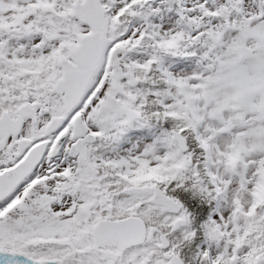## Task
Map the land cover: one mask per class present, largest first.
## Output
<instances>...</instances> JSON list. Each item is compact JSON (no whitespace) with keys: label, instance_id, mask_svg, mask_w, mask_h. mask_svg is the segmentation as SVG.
Returning a JSON list of instances; mask_svg holds the SVG:
<instances>
[{"label":"snow or ice","instance_id":"6c2138e0","mask_svg":"<svg viewBox=\"0 0 264 264\" xmlns=\"http://www.w3.org/2000/svg\"><path fill=\"white\" fill-rule=\"evenodd\" d=\"M0 264H264V0H0Z\"/></svg>","mask_w":264,"mask_h":264}]
</instances>
